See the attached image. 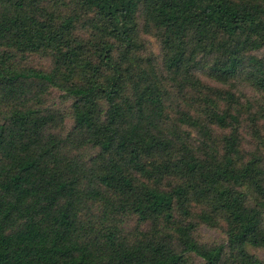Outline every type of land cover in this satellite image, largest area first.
Masks as SVG:
<instances>
[{"label":"trees","instance_id":"1","mask_svg":"<svg viewBox=\"0 0 264 264\" xmlns=\"http://www.w3.org/2000/svg\"><path fill=\"white\" fill-rule=\"evenodd\" d=\"M139 17L163 78L196 87L199 51L222 81L250 69L264 102V55H248L264 50V0H0V264H226L192 235L194 197L225 218L237 264H264L246 250L264 248L263 160L240 152L237 101L218 89L226 108L204 115L223 150L202 152L193 93L174 101L150 58L133 61Z\"/></svg>","mask_w":264,"mask_h":264},{"label":"rangeland","instance_id":"2","mask_svg":"<svg viewBox=\"0 0 264 264\" xmlns=\"http://www.w3.org/2000/svg\"><path fill=\"white\" fill-rule=\"evenodd\" d=\"M136 31L138 33V42L137 47L135 46L133 50V61L140 59V62L145 63L144 60L150 58L156 76L164 82L168 92H170V98L174 99V101L181 102L182 96H184L186 92L193 93L194 99L189 102V108H185L193 115L199 117L202 122H205L207 132L208 125L210 127V136H208V139H204L206 141V146L200 148L201 151L211 153L215 149L218 151L221 149L223 150V147L218 143L221 140L223 131L212 124V119L206 122L204 115L214 107L213 103H215V105L217 104V106L219 104L220 107L226 108V102L222 100L218 102V97H216V92H218L219 89L222 94L226 92V95H229L231 100L237 101V108L241 115L240 125L242 128V136L239 135L240 152H252L264 162L263 95L246 79L250 69H245L244 72L229 78L228 81H222L215 71L216 65L212 68L213 64H216L215 59L209 56L206 57L205 53L199 51L195 53L194 51L195 61L193 74L198 85L196 87L192 86L190 83L182 85L181 82H175L172 78L162 77V75L168 77L171 73L161 67V49L157 29L155 27H145L143 18L139 17L137 19ZM82 32L83 31H79L80 34ZM263 52L264 50L250 52L248 55L261 58L264 55ZM28 62L36 68L47 69L51 66L50 58L38 55L30 56ZM211 88L215 89V91ZM61 94L60 91L51 89L50 92L44 96V99L50 104H55L63 111L65 114L63 124L66 128H69L73 121L69 108L71 101L69 99L64 100ZM202 131L203 129L201 128L192 132L191 136L196 145H199L203 140L201 135ZM263 162L262 164L264 167ZM189 204L193 215V218L189 220L195 224L192 230L193 237L199 243L206 245L223 244L225 247V263L237 264L234 257V249L230 248L228 245L226 220L223 215L219 212H214L211 207L207 205L205 200L198 201L196 197H194ZM126 227L131 229L134 227V223L130 222ZM138 229H143V231L147 230L146 227H138ZM246 250L260 259L264 258V248L247 245ZM188 258L191 264H203V261L194 254H189Z\"/></svg>","mask_w":264,"mask_h":264}]
</instances>
